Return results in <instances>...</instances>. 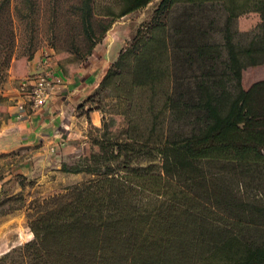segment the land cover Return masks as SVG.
Here are the masks:
<instances>
[{
  "label": "trees",
  "instance_id": "obj_1",
  "mask_svg": "<svg viewBox=\"0 0 264 264\" xmlns=\"http://www.w3.org/2000/svg\"><path fill=\"white\" fill-rule=\"evenodd\" d=\"M113 1L117 11L112 0H75L70 23L52 28L48 48L67 53L73 72L113 22L151 0ZM9 4L0 0V89L36 43V0L13 8L30 31L18 55ZM206 4L225 12L221 27L191 19L188 8ZM251 12L258 21L240 39L234 23ZM217 31L222 42L211 41ZM261 66L264 0H160L79 106L109 112L87 157L60 167L90 177L25 203L34 182L15 174L19 206L9 208L24 207L32 237L0 264H264V68L245 76Z\"/></svg>",
  "mask_w": 264,
  "mask_h": 264
},
{
  "label": "crops",
  "instance_id": "obj_2",
  "mask_svg": "<svg viewBox=\"0 0 264 264\" xmlns=\"http://www.w3.org/2000/svg\"><path fill=\"white\" fill-rule=\"evenodd\" d=\"M159 1L151 0L145 8L113 22L101 42L94 47L84 68L64 73L53 51L56 59L53 70L60 76L61 82L43 106L29 110V114L20 120L15 118V104L21 98L19 82L40 70L41 54L48 47L35 52L25 66V74H10L2 89L6 118L0 126V154L30 147V156L26 160L33 162V169L38 171L44 167L60 168L70 161L72 155L82 152L87 145V129L101 125V114L95 108L88 110L87 104L82 107L84 111L79 106L94 92L106 69L116 60L119 50L139 25L142 15H149ZM12 81H16V85Z\"/></svg>",
  "mask_w": 264,
  "mask_h": 264
},
{
  "label": "rangeland",
  "instance_id": "obj_3",
  "mask_svg": "<svg viewBox=\"0 0 264 264\" xmlns=\"http://www.w3.org/2000/svg\"><path fill=\"white\" fill-rule=\"evenodd\" d=\"M19 1L20 0H10L9 4V8L12 14V26H14L15 31L17 55L26 47L27 40L30 35V31L25 29V26H23V23H21V20L19 19L18 15L15 14V11L13 10L16 5H19ZM97 1H101V3H104L107 0ZM113 2L114 1L112 0V7L114 10L117 11V7ZM74 3L75 0H36V8L39 9V11H35V29L33 35L35 36L36 43L34 54L42 48L56 45L53 44L56 42V40L54 39L56 33L54 32V29L52 30V28L55 26L54 28L58 29L60 26H62V21L64 22L67 20V23H70L68 21V14L67 16H64L63 14L67 10V8ZM153 10L150 12L149 15H142V19L139 22V25L150 21ZM183 10L184 5L174 7V9L168 15L169 24H171V21L175 16L180 13H183ZM187 11L192 15L191 19L193 21H202L204 22L203 24H206L209 19H212L216 21L217 27H221L225 21L224 17L226 14L221 8V6L218 4H215V6H212L211 4H206L204 6H201L200 8H188ZM56 15L57 17L54 18ZM257 21V15L253 12H251L249 15L240 16L236 19L234 23L233 31H236L237 36L241 37L240 39L246 40L248 38L247 34L251 31ZM137 27L134 28L131 37L134 35V32ZM211 41L217 43L222 42V37L219 31L213 33V35L211 36ZM55 51L56 55H58V57H60L65 63L64 68L66 74L71 72L72 69L77 66L76 64H67L65 62L69 55L63 52V50L60 49L57 52V50L55 49ZM27 63L21 61L18 71L13 74L18 75L21 72V69H25ZM260 68H264V66L254 68L252 70L248 69L247 71H245V76H252V74H254L253 72L260 70ZM10 74H12V72L8 73L7 79L2 84V87L0 89L1 96H3L2 89L6 86V83L9 81ZM257 74V76L263 77L264 70L258 71ZM254 79H256V77L252 78L251 81ZM12 83L16 85V81H12ZM108 100L109 99L106 100V103L107 106L110 107L111 104ZM5 107L6 101H3L2 106H0V126L3 120L6 118ZM81 111H84L82 107ZM99 112L101 114V120L103 118V115L106 118L109 117L108 111L102 113V111L99 110ZM114 122L116 124L118 120ZM119 124L121 126L123 124L121 116L119 117ZM101 125L98 128H100ZM95 128L97 127L91 126L87 129L85 139V141H87V145L83 147V153L78 152L72 155L70 157V161L66 163L68 166L75 163H81L83 158L87 157L91 150L89 138L91 137V135H94L96 133ZM29 152L30 147L25 146L21 147L18 150H13L8 153L0 154V256L7 252V250L22 245L23 242L31 239L32 237L29 227L26 225L24 207H22V209L11 210L9 208V206H12L14 208H17L19 206V202L13 203L11 200H9V198H12L16 194H18V192H20L18 181L17 179H15V174H23L24 176H26L28 181L34 182V186L32 188L25 187V189L22 191L24 197L26 198L25 203L31 200L33 196H44L48 194H54L55 192L60 191L64 187H70L74 184L85 181L90 177L89 174L86 175L85 173H64L60 170V168H56L54 166L44 167L43 169H39L38 171H36L33 169V162H31L30 160H26V158L30 156ZM28 193L31 196H29Z\"/></svg>",
  "mask_w": 264,
  "mask_h": 264
},
{
  "label": "built area",
  "instance_id": "obj_4",
  "mask_svg": "<svg viewBox=\"0 0 264 264\" xmlns=\"http://www.w3.org/2000/svg\"><path fill=\"white\" fill-rule=\"evenodd\" d=\"M40 59V70L33 75H27L19 82L18 92L21 98L15 104L17 120L27 116L29 110H36L43 106L52 97L61 82L60 76L56 75L53 70L56 63L53 50L45 49Z\"/></svg>",
  "mask_w": 264,
  "mask_h": 264
}]
</instances>
